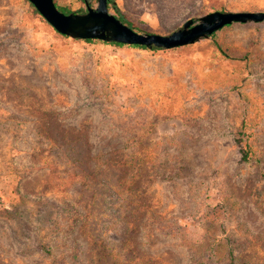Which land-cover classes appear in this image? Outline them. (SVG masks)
<instances>
[{"label": "rangeland", "instance_id": "rangeland-1", "mask_svg": "<svg viewBox=\"0 0 264 264\" xmlns=\"http://www.w3.org/2000/svg\"><path fill=\"white\" fill-rule=\"evenodd\" d=\"M112 1L159 36L264 13ZM32 6L0 0V264H264V21L142 50L62 37Z\"/></svg>", "mask_w": 264, "mask_h": 264}, {"label": "water", "instance_id": "water-1", "mask_svg": "<svg viewBox=\"0 0 264 264\" xmlns=\"http://www.w3.org/2000/svg\"><path fill=\"white\" fill-rule=\"evenodd\" d=\"M43 19L59 34L75 40H100L108 43L143 46L164 50L194 44L232 23L264 21V13H210L194 23L185 22L181 29L168 36L139 34L108 12L107 0H97L96 9L83 15L63 14L53 0H28Z\"/></svg>", "mask_w": 264, "mask_h": 264}, {"label": "trees", "instance_id": "trees-1", "mask_svg": "<svg viewBox=\"0 0 264 264\" xmlns=\"http://www.w3.org/2000/svg\"><path fill=\"white\" fill-rule=\"evenodd\" d=\"M110 4H112V5H114V2L112 1V0H107V8L109 7V5ZM56 7H57V9L61 12V13H63V14H66V15H68V14H71V13H73V14H77V13H75V12H70L69 10H67L65 7H58L57 5H55ZM33 7V6H32ZM34 8V7H33ZM115 8V7H114ZM116 9V8H115ZM36 11V10H35ZM36 13L38 14V12L36 11ZM118 19L123 23V24H125V25H127L128 27H130V28H132V26L130 25V24H127L125 21H124V19H123V17H118ZM213 35V34H212ZM211 35V36H212ZM62 37H65L66 38V36H64V35H61ZM85 42H87V43H92L93 41H95V40H84ZM109 45H112V46H116V47H122V46H124V45H122V44H118V43H108ZM131 47H133V48H138V49H142V50H146V48L145 47H143V46H131ZM152 50H162V49H157V48H153Z\"/></svg>", "mask_w": 264, "mask_h": 264}]
</instances>
